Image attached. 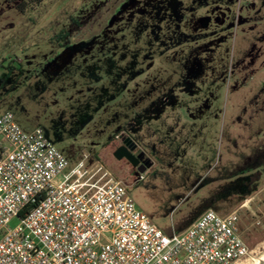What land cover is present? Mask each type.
<instances>
[{
	"label": "rangeland",
	"instance_id": "obj_1",
	"mask_svg": "<svg viewBox=\"0 0 264 264\" xmlns=\"http://www.w3.org/2000/svg\"><path fill=\"white\" fill-rule=\"evenodd\" d=\"M33 1L0 0V115L40 127L66 171L102 163L167 235L222 197L253 250L240 264L261 256L264 0ZM127 138L142 173L113 156Z\"/></svg>",
	"mask_w": 264,
	"mask_h": 264
},
{
	"label": "built area",
	"instance_id": "obj_2",
	"mask_svg": "<svg viewBox=\"0 0 264 264\" xmlns=\"http://www.w3.org/2000/svg\"><path fill=\"white\" fill-rule=\"evenodd\" d=\"M0 138V264H240L253 253L239 209H205L167 235L99 161L85 155L66 171L43 130H23L11 112Z\"/></svg>",
	"mask_w": 264,
	"mask_h": 264
},
{
	"label": "trees",
	"instance_id": "obj_3",
	"mask_svg": "<svg viewBox=\"0 0 264 264\" xmlns=\"http://www.w3.org/2000/svg\"><path fill=\"white\" fill-rule=\"evenodd\" d=\"M8 3H13L15 1L16 4V8L21 11L24 12L25 10V6H26V0H6ZM43 0H34L33 2L36 4H40ZM67 36V34H65ZM128 141H130L129 138H127ZM222 198V197H221ZM221 198H214L212 196H210V198H202L200 201V205L198 206V208L194 211V213L185 218L178 226V231L180 232L183 229H185L197 216L198 213L200 212L201 209H209V208H215L217 211H219L218 206H216V202L219 201ZM204 211V210H203ZM227 213V211H224ZM228 214V213H227ZM220 215H226V214H220ZM164 232V231H163Z\"/></svg>",
	"mask_w": 264,
	"mask_h": 264
},
{
	"label": "water",
	"instance_id": "obj_4",
	"mask_svg": "<svg viewBox=\"0 0 264 264\" xmlns=\"http://www.w3.org/2000/svg\"><path fill=\"white\" fill-rule=\"evenodd\" d=\"M113 156L117 160H121L123 158L127 159L133 166L137 167V170L140 173H142L146 169L143 163L139 164V157L134 155L132 153V150L125 144L118 146L114 151Z\"/></svg>",
	"mask_w": 264,
	"mask_h": 264
},
{
	"label": "flooded vegetation",
	"instance_id": "obj_5",
	"mask_svg": "<svg viewBox=\"0 0 264 264\" xmlns=\"http://www.w3.org/2000/svg\"><path fill=\"white\" fill-rule=\"evenodd\" d=\"M123 144H125V145H127L131 150H132V153L134 154V155H136L135 153H134V150H135V146H134V143H132V142H130V141H128L127 139L126 140H124L123 142H122V144L121 145H123ZM120 146V145H119ZM137 156V155H136ZM123 159H125V158H123ZM139 159V164H141V163H143L142 162V160H141V158H138ZM122 160V159H121ZM126 160V162H127V164H128V166H130V168L131 169H134V170H137V167L136 166H133L127 159H125Z\"/></svg>",
	"mask_w": 264,
	"mask_h": 264
},
{
	"label": "bare ground",
	"instance_id": "obj_6",
	"mask_svg": "<svg viewBox=\"0 0 264 264\" xmlns=\"http://www.w3.org/2000/svg\"><path fill=\"white\" fill-rule=\"evenodd\" d=\"M243 264H264V253L259 257H255L252 262H246Z\"/></svg>",
	"mask_w": 264,
	"mask_h": 264
},
{
	"label": "crops",
	"instance_id": "obj_7",
	"mask_svg": "<svg viewBox=\"0 0 264 264\" xmlns=\"http://www.w3.org/2000/svg\"><path fill=\"white\" fill-rule=\"evenodd\" d=\"M19 62V61H18ZM14 116V115H13ZM14 119H15V117H14ZM15 121H16V119H15ZM16 123L18 124V122L16 121ZM19 125V124H18ZM20 126V125H19ZM21 127V126H20ZM22 128V127H21ZM36 128H40V127H36ZM82 128H84V127H82ZM23 129V128H22ZM33 129H35V128H33ZM33 129H31V130H33ZM23 130H25L26 131V129H23ZM28 131H30V129L28 130Z\"/></svg>",
	"mask_w": 264,
	"mask_h": 264
}]
</instances>
